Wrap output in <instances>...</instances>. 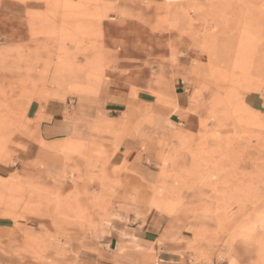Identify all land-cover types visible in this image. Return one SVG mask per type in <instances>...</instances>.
<instances>
[{
	"label": "rangeland",
	"instance_id": "374dc122",
	"mask_svg": "<svg viewBox=\"0 0 264 264\" xmlns=\"http://www.w3.org/2000/svg\"><path fill=\"white\" fill-rule=\"evenodd\" d=\"M182 44L207 55L200 130L161 144L146 207L185 219L197 241L222 238L226 264H264V0H0L1 257L69 264L74 236L120 201L115 135L69 145L62 175L34 179L23 152L46 106Z\"/></svg>",
	"mask_w": 264,
	"mask_h": 264
},
{
	"label": "crops",
	"instance_id": "0c3cea01",
	"mask_svg": "<svg viewBox=\"0 0 264 264\" xmlns=\"http://www.w3.org/2000/svg\"><path fill=\"white\" fill-rule=\"evenodd\" d=\"M162 53L150 61L148 70L129 67L70 103L46 106L37 140L23 152L26 166L35 163L30 173L40 184H50L64 173L69 145H106L115 135L114 142L128 157L117 175L122 182L119 203L103 212L94 228L74 236L69 264H226L222 238L197 241L185 219L146 207L160 180L161 144L172 140L177 130H200V117L191 112L192 97L207 55L183 44L178 51ZM59 186L66 187L62 182ZM0 264L32 261L9 255L0 256Z\"/></svg>",
	"mask_w": 264,
	"mask_h": 264
}]
</instances>
